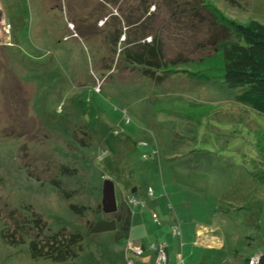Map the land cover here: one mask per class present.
Listing matches in <instances>:
<instances>
[{"label":"rangeland","instance_id":"1","mask_svg":"<svg viewBox=\"0 0 264 264\" xmlns=\"http://www.w3.org/2000/svg\"><path fill=\"white\" fill-rule=\"evenodd\" d=\"M204 1L229 20L264 24V0ZM120 3L20 0L14 9L23 16L25 40L13 54L25 69L0 46V264H84V257L33 259L28 235L19 243L4 241L8 224L22 232L7 214L16 211L20 222L29 207L51 231L80 233L83 256L99 253V238L119 241L132 229L143 239L147 264H155L151 244L166 247L165 264H244L264 250V113L237 101V89L210 79L223 65L219 49L166 65L159 82L153 69L130 63L126 5ZM112 20L122 26L116 44L105 39ZM203 31L187 46L169 47L166 59L192 57L189 42L203 41ZM66 35L78 39L65 41ZM58 44L72 49L61 51ZM34 93L41 100L33 110ZM104 179L115 188L118 210L110 214L101 209ZM55 180L61 186L50 184ZM70 204L84 209L79 214ZM102 219H115L116 230L90 233Z\"/></svg>","mask_w":264,"mask_h":264},{"label":"trees","instance_id":"2","mask_svg":"<svg viewBox=\"0 0 264 264\" xmlns=\"http://www.w3.org/2000/svg\"><path fill=\"white\" fill-rule=\"evenodd\" d=\"M120 4L126 5L124 8L126 14L122 20L126 28L123 34L130 40L127 44L129 46L125 47V57L130 63L153 69L157 75L155 76L152 71L150 76L153 78L155 76L156 82H159L158 79H162L161 72L167 69L166 65L199 60L202 51L211 48L214 53L219 49L223 61L222 67L219 68L221 74L218 71L219 75L210 79L213 81L218 79L229 88L237 89V101L251 105L259 113H264V24L256 20H251L247 24L229 20L204 0H121ZM164 9L165 16H159V12ZM82 22L85 23L84 21L80 23ZM105 27L107 30L105 39L116 44L122 34V26L112 20ZM165 27L169 28L168 32L164 30ZM129 29L132 32L128 31ZM202 31L205 34L203 41L189 42L192 51L188 53H192V57L180 53L176 54L177 58L166 59L165 52L169 47L187 46L188 41L196 40ZM178 33L184 34L178 41L170 43L173 38L178 37ZM147 37H150V41H146ZM209 56H212V53H207L204 57ZM178 72L196 75L186 70ZM61 167L68 172L66 167L62 165ZM50 184L55 187L61 186L59 180ZM70 208L79 214L80 210L84 209L74 204H70ZM29 209L28 217L22 216L20 222L14 218L18 215L16 211L11 210L7 214V219H12L14 226L21 228L22 232L14 230L8 224L3 232L4 241L10 244L19 243L23 241L24 235H28L31 257L49 259L56 263L73 260L80 254L83 250V237L80 233L67 232L65 228L51 231L41 215L32 207ZM129 217L130 213L127 211L126 228L129 225ZM248 261L249 258L244 264H249ZM256 264H264V251L259 254Z\"/></svg>","mask_w":264,"mask_h":264},{"label":"crops","instance_id":"3","mask_svg":"<svg viewBox=\"0 0 264 264\" xmlns=\"http://www.w3.org/2000/svg\"><path fill=\"white\" fill-rule=\"evenodd\" d=\"M19 5H20V0H0V46H2L3 48H7V50L10 49V53H11V57H12L11 60L13 61V63L16 62L20 67L23 66V68L25 69V63H24V65L22 64V62L24 60H21V62H19L18 61L19 58H15V56L13 54V50L15 47H17L18 41L22 42L23 40H25V35H24V32L22 31V28H24V26H25L24 21H23V16L20 15V12H14V9L19 8ZM39 19H40V17H39ZM37 23L39 25V24H41V21L38 20ZM7 24L9 25V31L5 32L4 26ZM20 25H22L21 29H20V27H18ZM16 27H18V31L20 29V31L17 33L18 35H14V29ZM28 38L30 40V33H28ZM68 39H76L77 40L78 38H76L74 36H69V35H66L65 38L63 37V40H65V41ZM58 46L59 47L57 49H62L61 51H65V52L72 49V47L69 48L66 46H62L61 44H58ZM19 72L20 71H18V73ZM29 76H32L30 74V71L26 77L30 81ZM156 85L157 84H155L153 86L154 87L159 86V85L158 86H156ZM150 86H152V84H150ZM35 93H36V91H35ZM35 93L33 95V98H31V101H30L32 109L36 108V106L37 107L40 106V104H37V102H39V100H41V99L39 98V100H37L36 97L34 98ZM38 95H39V93L37 94V96ZM128 189H129V187L121 189L120 193H121L123 198H125V195L128 194V192H127ZM128 211L130 213L129 209H128ZM137 214H138V212L135 211V212H133V214L131 216L132 217L131 218L132 219V225L134 222H137L136 221L138 219ZM140 216H142V215L140 214ZM129 221H130V217H129ZM127 232H128V234H127ZM124 236H125V238H124ZM136 238L137 237H133L132 229L129 231H128V229H126L125 233L120 236L119 241L116 240V237H114V238L113 237L99 238L100 241L102 242L101 243L102 245L97 246L99 253L96 251L94 254H89L88 256H83V255H85L84 254L85 252H83L82 255L80 254L81 256L78 255V257H76V260L79 261V259L81 257H84V259H83L84 264H100V263H102V264H126V260L131 259L134 264H147V262L145 263L141 259L142 255L145 251L143 246L140 247V244L143 242V239H136ZM102 248H104V249L101 250ZM135 248L143 249L142 254L136 255L132 250ZM100 250H101V252H100ZM262 251H264V250H262ZM262 251H257L252 256H254L255 254H260ZM122 253H123V255H122ZM151 256H153V253L150 256H147L146 258H150ZM252 256H250V257H252ZM137 257H139V259Z\"/></svg>","mask_w":264,"mask_h":264},{"label":"water","instance_id":"4","mask_svg":"<svg viewBox=\"0 0 264 264\" xmlns=\"http://www.w3.org/2000/svg\"><path fill=\"white\" fill-rule=\"evenodd\" d=\"M101 209L105 214L117 212L114 183L110 179H104L101 189ZM117 228L116 220H98L90 228V233L114 231Z\"/></svg>","mask_w":264,"mask_h":264},{"label":"built area","instance_id":"5","mask_svg":"<svg viewBox=\"0 0 264 264\" xmlns=\"http://www.w3.org/2000/svg\"><path fill=\"white\" fill-rule=\"evenodd\" d=\"M6 28L8 30L9 25H6ZM97 91H99V90H97ZM128 201L129 202H134L133 199H129ZM150 247L154 251V262H155V264H165L166 261H167L165 247L163 245H161V244H151ZM132 250H133V252L136 255H140L142 253L143 249L135 248V249H132ZM258 259H259V254H255L254 256L249 258L248 262H249V264H256ZM126 264H134V263H133V261L131 259H127L126 260Z\"/></svg>","mask_w":264,"mask_h":264},{"label":"clouds","instance_id":"6","mask_svg":"<svg viewBox=\"0 0 264 264\" xmlns=\"http://www.w3.org/2000/svg\"><path fill=\"white\" fill-rule=\"evenodd\" d=\"M7 25H8V24H7ZM8 30H9V28H8ZM7 32H8V31H7ZM131 199H132V198H131ZM128 202H129V201H128ZM117 210H118V207H117ZM165 250H166V248H165ZM142 251H143V250H142ZM141 254H142V253H141ZM141 254H140V255H141Z\"/></svg>","mask_w":264,"mask_h":264}]
</instances>
